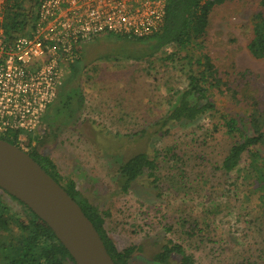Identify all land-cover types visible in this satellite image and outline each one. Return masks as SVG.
<instances>
[{
	"label": "rangeland",
	"instance_id": "374dc122",
	"mask_svg": "<svg viewBox=\"0 0 264 264\" xmlns=\"http://www.w3.org/2000/svg\"><path fill=\"white\" fill-rule=\"evenodd\" d=\"M260 2L235 0L214 7L203 52L226 75L225 79L230 78L227 74L246 72L248 84L259 85V93L264 96V60L255 59L247 50L252 17L260 9ZM25 5L28 14L30 5ZM133 44L136 42L112 35H100L85 43L79 74L61 87L63 96L57 95L46 112L45 121L52 123V129L44 145H36L39 152L50 157L59 174L72 179L82 196L105 215L104 227L118 250L138 247L131 264H156L152 258L168 241L183 244L186 253L194 255L196 264H238L245 255L262 259V237L255 244L254 232H258L254 224H248L261 214V208L254 201L247 202L246 192L241 189L247 157L230 177L215 172L230 141L223 131L214 133L212 124L221 114H242L243 107L228 104L227 98L216 94L213 100L218 116L206 115L190 126H171L169 134L163 136L165 128L162 130L158 121L177 93L186 88L190 65L179 59L180 53L175 59H166L177 51L172 47L141 62L123 58L128 48H145ZM68 77L65 68L63 84ZM73 88H78L83 97L82 109L62 127L59 124L65 117L57 114V108L61 99L65 100L64 89ZM75 98L71 104L77 107ZM45 126L42 129L47 134ZM139 152L149 153L150 157L159 153V184L155 187L146 174L122 194L116 183L117 167ZM167 157L172 160L165 162ZM232 183L240 185L241 203L225 207L218 192ZM212 184L215 187L211 192ZM4 198L14 212L21 213L17 202ZM183 216L189 222L198 220L204 235L212 223L209 237L213 240L199 243L201 236H194L189 242L184 232L187 225L178 220ZM256 261L263 263L260 258ZM179 263V257H172L168 264Z\"/></svg>",
	"mask_w": 264,
	"mask_h": 264
},
{
	"label": "trees",
	"instance_id": "16d2710c",
	"mask_svg": "<svg viewBox=\"0 0 264 264\" xmlns=\"http://www.w3.org/2000/svg\"><path fill=\"white\" fill-rule=\"evenodd\" d=\"M165 1L163 25L157 33L143 38L105 35L136 42L133 46L144 45L145 48L139 50L128 48L123 54V58L133 62L152 58L164 48L172 47L176 48L177 51L168 55L166 59H175L180 53L179 59L187 62L188 66L190 65L186 72V88L177 93L175 99L169 103L168 111L164 117L158 121L161 129L165 128L163 136L169 134L171 126H190L198 123L206 115L218 116L220 112L213 100V96L216 94L227 98L228 104L232 103L236 107H243L242 114H221L219 121L212 124L214 133H220L221 130L230 141L226 155L216 167L215 172H221L230 177L242 163L243 157H247V163H245L246 178L242 180L241 189L242 193L246 192L245 199L247 202L254 201L261 208V214L256 218H251L248 224H254L258 232V234L254 232L256 234L254 236L255 244H258V237H262V249L260 250L262 259L261 257L258 259L260 258L264 264V96L259 93L261 91L259 85L248 84L246 72L227 74L230 78L234 75L235 77L225 79L224 76L226 75L221 74L214 65L212 58L203 52L210 13L214 7L235 0ZM6 2L4 23L6 37L12 39L18 35L28 34L36 20L39 0H7ZM25 3L30 5L28 14L25 12ZM259 8L252 17V38L247 45V50L255 59L264 60V0H261ZM84 46L85 44H79L76 49L78 59L66 67L69 77L61 87L65 88L67 83L72 82L79 74V64L83 60ZM63 88L58 90L57 95L63 96L61 94ZM78 90V88L64 89L65 100L61 99L57 114L61 113L65 119L60 122L59 126H67L65 122L68 119H74L78 109H82L83 97L78 93ZM72 98L77 100V107L72 106ZM46 114L42 117V126L43 124L47 126V134L41 126L40 131L42 130L43 135L40 134V131L29 134L18 132L11 135H0V139L28 154L78 204L99 234L114 264H131L130 260L138 251V247L129 246L123 250H118L104 227L105 215L101 214L97 207L82 196L72 179H64L59 174L55 162L50 157L39 152L36 145H44L47 135L51 133L50 130L52 129V123L49 124L45 121ZM140 132L143 134L145 130L142 129ZM158 158L159 153L150 157L149 153L139 152L122 161L117 167L118 177L116 180L120 192L122 194L128 193L132 184L146 174L152 179V183L156 187V184H159L157 172L161 167V162L157 161ZM168 159L170 158L167 157L165 162ZM180 174L182 175L181 169ZM235 183L230 184V188L225 186L227 187L225 190L218 192L223 203L226 204L225 207L228 203L232 205L241 203L239 199L241 192L238 189L240 185L235 186ZM214 187L212 184L211 192ZM228 193H232L231 197L228 196ZM5 196L21 206L20 214L12 210L4 198ZM178 220L182 221L185 226L187 225L184 232L188 236L189 242L194 239V236H201L202 239L199 243L213 240L209 237L212 232V223L207 227V232H210H206L204 235V230L200 227L198 220L191 219L189 222L184 216ZM170 231L171 229L168 230V232ZM172 257H179V264H196L194 255L187 254L183 244L172 241L163 245L152 259L156 264H168ZM258 259L245 255L238 264H258L256 261ZM0 264H75V262L41 219L24 204L0 190Z\"/></svg>",
	"mask_w": 264,
	"mask_h": 264
},
{
	"label": "built area",
	"instance_id": "2783aa9c",
	"mask_svg": "<svg viewBox=\"0 0 264 264\" xmlns=\"http://www.w3.org/2000/svg\"><path fill=\"white\" fill-rule=\"evenodd\" d=\"M0 0V135L39 132L79 44L105 34L143 38L157 33L165 0H39L26 35L9 39Z\"/></svg>",
	"mask_w": 264,
	"mask_h": 264
},
{
	"label": "water",
	"instance_id": "95a60500",
	"mask_svg": "<svg viewBox=\"0 0 264 264\" xmlns=\"http://www.w3.org/2000/svg\"><path fill=\"white\" fill-rule=\"evenodd\" d=\"M0 190L41 219L75 264H114L78 204L28 154L1 139Z\"/></svg>",
	"mask_w": 264,
	"mask_h": 264
}]
</instances>
